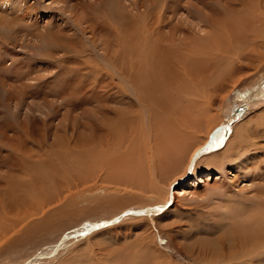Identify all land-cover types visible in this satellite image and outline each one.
<instances>
[{
  "label": "rangeland",
  "instance_id": "1",
  "mask_svg": "<svg viewBox=\"0 0 264 264\" xmlns=\"http://www.w3.org/2000/svg\"><path fill=\"white\" fill-rule=\"evenodd\" d=\"M131 1L0 0V129L10 125L14 132L7 135L20 138L9 141L0 133V264L47 254L65 234L125 211L164 206L167 186L180 177L183 186L162 212L127 215L70 240L54 258L30 264H220L231 253L226 243L234 223L228 216L264 190V87L233 122L224 145L220 142L226 118L264 71V0H205L206 8L183 0L191 6L177 17L191 26L202 20L196 35L204 38V47L195 48L191 81L185 75L170 84L167 67H159L167 108L137 97L135 85L108 59L126 39L121 18L137 16L122 7ZM110 15L115 19L107 29ZM98 110H109L113 120L121 111L126 116L125 126L113 130V142L102 139L106 148L96 139L105 132L97 128ZM149 110L158 111L162 132L166 122L178 119L173 110L189 112L193 120L185 127L179 119L182 139L172 138L181 145L179 162L156 175V190L138 187L127 169L142 160L149 175V128L159 122ZM26 139L34 163L12 159L10 143L17 147ZM219 143L222 147L197 157L191 173H184L194 151ZM40 154L51 164L40 169L45 181L33 180L22 164L40 168ZM45 211L53 214L47 220ZM31 221L38 225L26 227Z\"/></svg>",
  "mask_w": 264,
  "mask_h": 264
},
{
  "label": "bare ground",
  "instance_id": "2",
  "mask_svg": "<svg viewBox=\"0 0 264 264\" xmlns=\"http://www.w3.org/2000/svg\"><path fill=\"white\" fill-rule=\"evenodd\" d=\"M195 1L201 7L206 8L207 3L205 0H195ZM228 4L231 5V3H228ZM122 5H123L122 7L125 8L124 11H126V9L129 10L130 8L131 11L137 14V16H135L134 18L133 17L132 18H121L122 20L126 21L125 22V25L127 26V33L125 34L126 39L125 40L122 39L123 41L121 44L122 46L119 47L117 51L115 50L113 51L114 57L112 59L108 57V59L111 62L110 64L113 66L117 74L119 72L118 75L123 80L131 81L135 85V88H136L135 91L137 90V97L139 96V93L144 98L151 97L157 105L160 106V104L162 103L161 105H163V108H165V106L167 108L168 107L166 105L167 100L164 101L165 96H163L164 86L160 82V79L162 78L159 75L161 73V70H158V69L160 66L162 68L165 66L167 67V71L168 73H170V76H171V77L169 76L167 79L168 82H170V84L173 82L174 79L178 80L179 76H185V75L186 77H189L191 81V77H192L191 73L193 72H192V68L190 67L191 65L190 63L191 62L192 64L194 63L193 58L196 53L195 48L198 49L200 45L202 46V43H203L202 41L204 40V38H201L199 35H196L197 34L196 29L202 28L200 25V22H202V20L200 19L194 26H191L187 22L186 19L177 17L178 14H180L179 10L187 11L189 7L191 6L190 2L188 1L184 2L183 0H148V1L147 0H132L131 2H128L126 6L124 4ZM135 5H137V7L134 9L133 6ZM211 9L213 10V8ZM138 11L139 13H136ZM110 16L108 18V22L106 26L107 29H109L110 27L109 23L114 21L115 19L112 16L111 17ZM179 16H181V14ZM116 18L118 19L117 16ZM202 18L203 20H205L206 23L208 22L212 23L213 21V19L210 20L209 17L206 16L205 14ZM141 25H144L145 27L144 32H141L139 30V26ZM128 26L130 27V29L128 28ZM94 27L98 28V24L95 23ZM144 38H145V42L143 41ZM109 53L110 52L108 51L106 54H109ZM163 64L165 66H162ZM262 87H264V71L261 76L260 82L253 85L243 95L242 104L239 105L238 108H236L235 111L231 113L229 117L226 118V123L222 131V139L220 141L222 145H224V143L226 142L228 138L227 136L230 131V128L232 127L231 125L233 124V122L247 110V108L253 103V101H255L254 95L256 91L257 90L259 91ZM159 89L161 90L162 95L154 91V90H157L159 92ZM188 92L189 91H187V93ZM147 93L149 96L147 95ZM151 98L150 100L152 101ZM156 104H154L155 107H156ZM157 109L160 110L159 108ZM149 111L153 114V115L151 114L152 118L155 116L157 117L155 122H158L159 121L158 111L157 110H149ZM173 111L178 119L176 120L172 119L171 125L169 121L166 122V129L163 132L161 131V129L157 128V126L160 125L161 123L160 121L157 123L156 128L154 127L149 128L150 142H151V147L153 150V151L151 150L152 154L150 155V162L148 165L149 175H145V172L143 171V166L145 164L142 163V160L141 162L138 159L137 161H135L133 157L129 156L130 160H134V162H132V164L127 167V169L130 170L129 176L131 175V180L133 179L134 181H136L135 184H137L138 187L140 188H146V186H148L147 188L156 190V185H155L156 175L159 172H161V170L169 167V165H172L174 163L177 164L179 162V159L176 156L181 151L180 149L181 145L178 144L177 141L178 140L180 141L182 139V137H178V133H177L179 119H181L182 122L184 119L185 127H187L188 125L191 126V124H193L192 123L193 120L191 121L192 118L191 119L189 118V112L183 111L181 113L180 111H176V110H173ZM98 112L102 114V122L98 123L97 128L99 129L100 132H102L103 128H105V132L104 133L102 132L100 137H97L96 139H98L100 141V144L104 148H106L105 144H103L102 142V139L106 138L109 140V143L113 142V140L115 139V137L113 136L116 135V133L113 130L116 128L117 125L125 126L123 124L126 123V116H125V113L121 111V112L116 113L117 119L115 118L113 120L112 118L107 117L109 110H104V111L98 110ZM186 113L188 114L185 115ZM229 118H230V123H228ZM9 126H4L3 129H0V133L4 136L5 140H9V141L12 140V141L18 142L20 138H17L16 134L12 135L11 137L7 135L8 131L14 132V131H10L12 130L11 128L12 126L11 127ZM84 126L85 127L87 126L86 123L84 124ZM22 130L24 131L26 130L25 131L26 136L29 139L34 140L29 135L31 133L30 132L31 130H29L27 133V128L25 125L22 126ZM41 130L43 131V129ZM172 138L173 139L175 138L177 141L176 140L173 141ZM23 140L25 141V139ZM27 142H28V139H26L25 143L23 142L22 144H20V146H17V147H15V145L10 143V150L13 153L12 159H14L15 156H20L23 159L33 158V154L29 150L31 148L28 149L25 146ZM23 147L26 148V150H23ZM220 147L222 146L219 143V145L212 147L210 149L194 151L189 157L184 173L186 174L191 173L193 164L197 157L204 155V154H209L211 152H214V150L216 151ZM18 152H22V153L19 154ZM134 153H138V152H134ZM101 155H102V152H101ZM39 158H42L40 160L42 163L40 168L34 167L31 164L22 162V164L24 165L23 168H26L28 170L25 172L33 180L36 178L38 179L41 178V181H45L46 179L45 174L42 171H40V169L41 167H44V168L46 167L50 169L51 164H49L48 159H46L44 155L40 154ZM1 161H2V155L0 154V162ZM100 161L105 163L104 160H100ZM32 162L34 163V160ZM17 163L18 161H13V166H16ZM39 173L43 174V176H40V175L38 176ZM184 179L185 177H180L174 180L171 184L167 186V189H166V195H167L166 199L167 200L164 206L163 205L162 206H150V207L145 206L140 209H135V210L133 209L130 211H125L122 214L118 215V216H121L119 221L127 215H133V214H126V212L138 211L141 214L162 212L167 207V204L170 205L171 201H173L172 198H174L173 197L174 193H179L178 190L181 186H183L182 183L184 182ZM188 186H192V184ZM254 197L255 199L246 198L243 201L242 203L243 205L240 208L239 212L237 210L238 213H234V214L229 213L232 215H229L228 218L231 219L234 224L232 223L233 224L231 226L232 231L229 232L230 236H229V240L226 243V245H227V248L229 247L228 249L231 250V253H229L226 258L220 257L219 261L222 262L220 264H227V262L229 261H232L233 263L235 262V264H264V190L258 194L255 193ZM43 200L44 199H41V195H40L38 197V202L41 203L43 202ZM41 206L42 205L38 207L32 206L30 208L31 209L33 208L41 209ZM43 215H44L43 219L47 220L53 214H51L50 211L48 212L45 211ZM37 220L39 221L40 219H37ZM34 221H36V219ZM34 221L27 223L26 227L30 226L31 223L32 225L37 224V222L34 223ZM100 223H103V222H100ZM100 223L97 222L94 225L87 226L81 231H79V233L77 234L75 233L65 234L55 243L51 251H49L47 254H38V255L31 256L27 258L25 261H23L21 264H30L35 261H39V260L45 261V260L54 258L59 248L63 246L65 243L69 242L70 240L73 241V239L75 238L84 236L85 234H88L89 232L99 229L100 227L102 228L105 227V226H99ZM116 223L117 222H115L114 224ZM114 224H111V225H114ZM111 225H107L106 227L111 226ZM35 256H42L43 258L36 260V258H34Z\"/></svg>",
  "mask_w": 264,
  "mask_h": 264
},
{
  "label": "water",
  "instance_id": "3",
  "mask_svg": "<svg viewBox=\"0 0 264 264\" xmlns=\"http://www.w3.org/2000/svg\"><path fill=\"white\" fill-rule=\"evenodd\" d=\"M228 123H230V118L228 119ZM126 214H141L139 213L138 211L136 212H126ZM121 216H118L110 221H107V222H103V223H100L99 226H107V225H111V224H114L115 222H118L119 219H120ZM87 231V230H85ZM84 231V232H85ZM34 258H36V260H39L40 258H43L42 256H35Z\"/></svg>",
  "mask_w": 264,
  "mask_h": 264
}]
</instances>
